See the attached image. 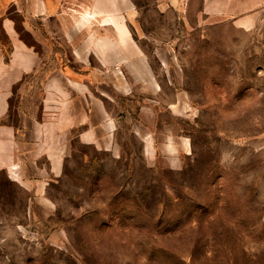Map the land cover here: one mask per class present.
<instances>
[{"label":"rangeland","instance_id":"rangeland-1","mask_svg":"<svg viewBox=\"0 0 264 264\" xmlns=\"http://www.w3.org/2000/svg\"><path fill=\"white\" fill-rule=\"evenodd\" d=\"M133 1L139 55L86 74L60 176L0 174V264H264V0Z\"/></svg>","mask_w":264,"mask_h":264},{"label":"crops","instance_id":"crops-1","mask_svg":"<svg viewBox=\"0 0 264 264\" xmlns=\"http://www.w3.org/2000/svg\"><path fill=\"white\" fill-rule=\"evenodd\" d=\"M124 1L125 8L123 0H0V174L43 195L63 172L79 116L75 100L85 108L80 117L88 116L90 102L101 101L90 85L100 86L103 68L139 55L128 22L134 1ZM249 8L244 0H203L202 6L237 22ZM92 11L98 15L88 17Z\"/></svg>","mask_w":264,"mask_h":264},{"label":"bare ground","instance_id":"bare-ground-1","mask_svg":"<svg viewBox=\"0 0 264 264\" xmlns=\"http://www.w3.org/2000/svg\"><path fill=\"white\" fill-rule=\"evenodd\" d=\"M96 15H98V14L96 13V11H92V12H89L88 17H96Z\"/></svg>","mask_w":264,"mask_h":264}]
</instances>
